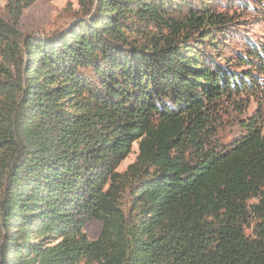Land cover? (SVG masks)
Masks as SVG:
<instances>
[{"label": "trees", "instance_id": "16d2710c", "mask_svg": "<svg viewBox=\"0 0 264 264\" xmlns=\"http://www.w3.org/2000/svg\"><path fill=\"white\" fill-rule=\"evenodd\" d=\"M33 3L0 8V264H264V43L236 71L206 6L79 0L45 34Z\"/></svg>", "mask_w": 264, "mask_h": 264}, {"label": "rangeland", "instance_id": "374dc122", "mask_svg": "<svg viewBox=\"0 0 264 264\" xmlns=\"http://www.w3.org/2000/svg\"><path fill=\"white\" fill-rule=\"evenodd\" d=\"M78 1L34 0V3L20 17L19 29L24 32L51 34L66 28L76 20L75 17L80 12ZM5 3L6 0H0V8H3ZM188 3L193 9L206 6L230 20L225 32L218 37L217 49H209V54L215 57L220 50L228 63H232L233 70L245 69L247 66L237 63L239 55L244 54L253 45L264 43V0H188ZM253 109L254 107L250 104L246 111L247 115H250ZM218 115L215 139L226 145L231 143L238 133V128L234 125L235 114L228 104L224 103ZM262 134H264V123ZM137 154L138 145L133 143L130 153L118 166V171H124L127 165L135 160ZM100 227V221L92 220L85 225L84 231L89 239H95ZM246 231L249 232V229Z\"/></svg>", "mask_w": 264, "mask_h": 264}]
</instances>
